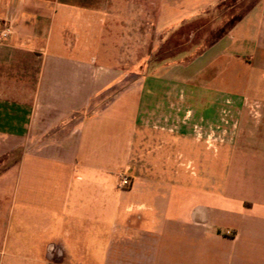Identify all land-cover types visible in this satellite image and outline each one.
Returning a JSON list of instances; mask_svg holds the SVG:
<instances>
[{
    "label": "crops",
    "instance_id": "crops-1",
    "mask_svg": "<svg viewBox=\"0 0 264 264\" xmlns=\"http://www.w3.org/2000/svg\"><path fill=\"white\" fill-rule=\"evenodd\" d=\"M229 1L0 0V264H264V0L129 77L149 21L174 35Z\"/></svg>",
    "mask_w": 264,
    "mask_h": 264
},
{
    "label": "rangeland",
    "instance_id": "rangeland-1",
    "mask_svg": "<svg viewBox=\"0 0 264 264\" xmlns=\"http://www.w3.org/2000/svg\"><path fill=\"white\" fill-rule=\"evenodd\" d=\"M231 0L228 5L213 13L204 15L194 22L182 21L179 30L168 35L169 29L164 30L163 37L156 35L153 23L149 21V51L148 64L141 71L138 68H131L130 78L134 79L140 72L143 75H163L170 74L173 65H187L189 60L202 54L205 48L223 35L232 22L250 6L251 0ZM168 33V34H167ZM163 41V42H162ZM122 87L116 85L118 92ZM182 97L186 98V89H181ZM171 91V90H170ZM112 92L105 95V99L100 100L99 108L111 98ZM232 105L235 101H231ZM96 104V103H95ZM171 105V103H170ZM97 107V106H96Z\"/></svg>",
    "mask_w": 264,
    "mask_h": 264
},
{
    "label": "built area",
    "instance_id": "built-area-1",
    "mask_svg": "<svg viewBox=\"0 0 264 264\" xmlns=\"http://www.w3.org/2000/svg\"><path fill=\"white\" fill-rule=\"evenodd\" d=\"M13 34H14V26H13L12 22L6 21V22H3L0 24V44H4V43L8 42L11 39ZM231 108H232V102L227 101L225 103L224 107L220 111L223 126H226V124L231 125V123H232V121H231V117H232ZM234 125H235V123H233V126ZM198 127L199 126H197V128H196L195 138L200 140V141H204L210 148L216 149L218 143L220 142L219 134H217V132L213 131L212 133H209L206 135L205 132L202 130V128H198ZM120 183H121L120 184L121 188H124V189L129 188L131 186L130 180L126 177H122L120 180Z\"/></svg>",
    "mask_w": 264,
    "mask_h": 264
},
{
    "label": "trees",
    "instance_id": "trees-1",
    "mask_svg": "<svg viewBox=\"0 0 264 264\" xmlns=\"http://www.w3.org/2000/svg\"><path fill=\"white\" fill-rule=\"evenodd\" d=\"M228 5V3L227 4H225V6H227ZM234 22H235V20H234ZM234 22H232V24H231V26L234 24ZM119 91V90H118ZM117 92V91H116Z\"/></svg>",
    "mask_w": 264,
    "mask_h": 264
}]
</instances>
